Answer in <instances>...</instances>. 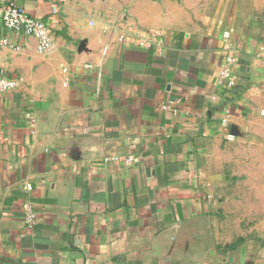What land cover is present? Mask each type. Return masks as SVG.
Here are the masks:
<instances>
[{
	"label": "crops",
	"instance_id": "0c3cea01",
	"mask_svg": "<svg viewBox=\"0 0 264 264\" xmlns=\"http://www.w3.org/2000/svg\"><path fill=\"white\" fill-rule=\"evenodd\" d=\"M10 4L52 51L4 26ZM0 78L20 80L0 93V264H264L228 238L208 168L256 114L264 19L235 0H0Z\"/></svg>",
	"mask_w": 264,
	"mask_h": 264
},
{
	"label": "rangeland",
	"instance_id": "374dc122",
	"mask_svg": "<svg viewBox=\"0 0 264 264\" xmlns=\"http://www.w3.org/2000/svg\"><path fill=\"white\" fill-rule=\"evenodd\" d=\"M242 10L264 19V0H235ZM213 188L233 244L264 246V92L252 120L208 161Z\"/></svg>",
	"mask_w": 264,
	"mask_h": 264
},
{
	"label": "built area",
	"instance_id": "2783aa9c",
	"mask_svg": "<svg viewBox=\"0 0 264 264\" xmlns=\"http://www.w3.org/2000/svg\"><path fill=\"white\" fill-rule=\"evenodd\" d=\"M4 26L14 32L24 33L28 36H33L37 39L38 47L41 52H50L53 49V36L49 26L40 19L30 16L25 10L17 7L14 4L8 5L2 16ZM136 45L140 48H150L153 43L157 45L162 44V36L157 32H139L136 34ZM228 54L223 62L220 72V80L230 89L236 88V78L234 76V67L238 64L240 59L239 50L228 46ZM20 80L0 78V93L17 89ZM133 162V158H128L127 163ZM23 189L27 193H31L33 188L25 184ZM23 214L26 217V223L31 226L35 220L36 215L30 204L24 203Z\"/></svg>",
	"mask_w": 264,
	"mask_h": 264
}]
</instances>
